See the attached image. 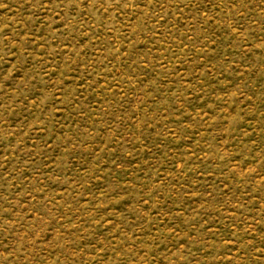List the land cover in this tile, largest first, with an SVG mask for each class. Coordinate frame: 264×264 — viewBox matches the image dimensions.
Returning a JSON list of instances; mask_svg holds the SVG:
<instances>
[{
    "label": "rangeland",
    "instance_id": "374dc122",
    "mask_svg": "<svg viewBox=\"0 0 264 264\" xmlns=\"http://www.w3.org/2000/svg\"><path fill=\"white\" fill-rule=\"evenodd\" d=\"M0 264H264V0H0Z\"/></svg>",
    "mask_w": 264,
    "mask_h": 264
}]
</instances>
